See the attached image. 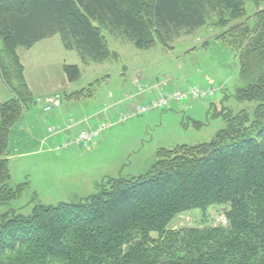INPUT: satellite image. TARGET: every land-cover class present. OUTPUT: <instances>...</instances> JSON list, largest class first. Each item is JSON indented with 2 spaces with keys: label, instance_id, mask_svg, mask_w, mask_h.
<instances>
[{
  "label": "trees",
  "instance_id": "16d2710c",
  "mask_svg": "<svg viewBox=\"0 0 264 264\" xmlns=\"http://www.w3.org/2000/svg\"><path fill=\"white\" fill-rule=\"evenodd\" d=\"M244 2L0 0L7 60L0 57V78L13 95L0 102V206L26 184L12 186L7 167L11 127L34 102L18 47L57 34L84 64L100 63L113 55L103 30L148 48L182 29L192 33L214 14L211 24L223 28L215 39L238 62L234 97L254 102L252 116L222 111L225 125L207 142L161 148L142 174L107 177L93 194L35 204L28 215L8 208L0 214V264H264V10L225 28L229 16L244 14ZM62 71L68 81L80 74L75 64ZM87 89L69 96H87ZM213 204L228 205L226 226L168 228L175 215Z\"/></svg>",
  "mask_w": 264,
  "mask_h": 264
},
{
  "label": "rangeland",
  "instance_id": "374dc122",
  "mask_svg": "<svg viewBox=\"0 0 264 264\" xmlns=\"http://www.w3.org/2000/svg\"><path fill=\"white\" fill-rule=\"evenodd\" d=\"M259 10H264V0H245L244 14L238 18L229 16L225 28ZM214 17V14L208 16L207 23L192 33L182 29L169 42L164 44L156 40L148 48L103 30L113 55L92 71L83 67L84 63L74 50L63 47L57 34L39 41L29 50L18 47L33 91L49 89L65 78L61 69L63 60L70 64L79 63L81 75L68 82L65 90L85 87L91 95L76 99L61 95L60 108L55 110L61 112L65 122L70 118L76 122L83 119L81 121L86 126L93 120L111 122L117 115L124 119L104 129L99 139L87 146L55 150L49 141L40 145L45 138V115L55 111L43 112L42 102L53 94L35 96L33 103L36 105L31 104L25 109V121L19 119L8 137L10 184H26L17 198L0 206V214L11 208L28 215L35 204L77 201L97 192L107 177L144 173L161 148L209 141L225 125L222 111L236 113L244 109L252 116L254 102L234 97L236 88L242 84L238 77V62L228 46L215 39L223 28L211 24ZM1 48L0 40V51ZM0 57L3 64L7 63L6 57ZM163 81L186 89L165 88L160 96H153L154 86ZM192 86L198 89L209 87L212 94L186 99H171L168 95L160 99L165 93L186 92ZM8 91L0 83L1 100L8 98ZM66 93L69 95L68 91ZM152 104L156 106L151 107ZM146 105L149 107L143 110ZM34 128L39 143L24 144L25 137L35 134ZM227 207L226 204H213L203 211L181 212L172 218L168 228L226 226L224 212ZM151 236L156 237V233L152 232Z\"/></svg>",
  "mask_w": 264,
  "mask_h": 264
},
{
  "label": "crops",
  "instance_id": "0c3cea01",
  "mask_svg": "<svg viewBox=\"0 0 264 264\" xmlns=\"http://www.w3.org/2000/svg\"><path fill=\"white\" fill-rule=\"evenodd\" d=\"M54 36V35H53ZM44 39H46V38H44ZM44 39H42V40H44ZM39 41H41V40H39ZM38 41V42H39ZM38 42H36V43H38ZM35 43V44H36ZM33 46H34V44H33ZM33 46H31L29 49H31ZM29 49H27V50H29ZM18 50V49H17ZM70 51V50H69ZM187 53V52H186ZM17 54H18V51H17ZM19 55V58H20V62H21V64H22V66H23V77H24V80H25V83H26V85H27V87H28V89H29V91L32 93V95H33V97H35V96H46V95H51V94H54V92L55 93H57L58 91L60 92V97H61V95H64V96H69L70 94H73V93H76L77 91H80V90H83V89H85V87H82V88H80V89H78V90H72V91H70V90H65V89H67V85H68V82H71V81H68L67 80V78H66V76H64L65 78H63L62 80H60L57 84H55L53 87H51V88H49V89H46V90H37V91H33L32 90V82L30 81V78L28 77V75H27V71H26V67H25V63H24V60H23V58H22V56L20 55V54H18ZM107 61V60H106ZM106 61H103V62H100V63H95V62H88V63H86V64H84L83 65V67L84 68H87V70H89V71H92L93 70V68H95L96 66H99V65H102L103 63H105ZM64 64H70V63H66L64 60H63V62H62V64H61V69H62V66L64 65ZM72 64H75V65H77L78 66V68H79V63L78 62H73ZM79 70H80V68H79ZM81 75V71H80V74H79V76ZM105 76H107V75H105ZM104 77V76H103ZM103 77H101L100 79L102 80L103 79ZM143 81H145V83H147L146 82V80H145V78H144V80ZM134 82V81H133ZM0 83L3 85V87L6 89V90H9L6 86H5V84L2 82V80H1V78H0ZM31 83V84H30ZM91 84L92 83H89L88 85L89 86H91ZM137 85V84H136ZM158 85H160V86H158ZM88 86V87H89ZM156 89H154V95L153 96H155V97H157V96H160L162 93H163V90L162 89H165V88H167V89H181V90H184V89H186V87L185 88H179V87H177V85L176 84H172V83H170V81L169 82H161V83H157L155 86H154ZM87 89V88H86ZM85 89V90H86ZM147 89V88H146ZM145 90V89H144ZM152 90V89H151ZM66 91H68L69 92V95H67V93H66ZM8 98H5V100H7V99H9V98H11L13 95H12V93L10 92V91H8ZM87 96H90L91 95V92H88V94H86ZM82 97H85V96H82ZM70 98H72V99H76L75 97H71L70 96ZM154 98V97H153ZM129 99H133V97H129ZM152 99V98H151ZM5 100H1L0 99V101H5ZM130 101H133V100H130ZM32 105H36L35 103H33ZM60 105H61V100H60ZM60 108V107H59ZM53 110H55V109H53ZM47 113V112H46ZM45 114V113H44ZM48 115H49V118H48V115H45V117H46V119H45V121H44V126H45V135H44V139L43 140H41L40 141V145H42V144H44V141L46 140V141H49V143L48 144H51L52 146V149H53V145H54V139L52 138V137H50V135H49V131H48V125L49 124H56V125H58V130H59V133H58V140L60 139V138H62V137H64V138H67L69 135H74V134H76V131H77V129H78V126H74V125H72V126H70V127H67V124H66V122H65V120L62 118V115H61V112L60 111H57V110H55L53 113H47ZM24 116V117H23ZM23 116L20 118V119H22L23 121H25V110H24V113H23ZM71 119H73V118H71ZM81 120H83V119H80L78 122H81V124L84 126V124L82 123V121ZM84 120H85V118H84ZM74 122H76V121H74ZM96 121H88V124L86 125L87 127H91V126H93L94 125V123H95ZM13 127V126H12ZM12 127H11V129H12ZM35 129V130H34ZM33 129V133H35L34 135L33 134H31L30 135V137L28 136V137H25L24 139H23V142H24V144H30L31 142L33 143L34 142V144H38L39 143V140L37 139V131H36V128H34ZM10 132H11V130H10ZM20 132H23L22 130L20 131ZM87 145H89V144H87ZM87 145H82V146H87ZM80 146V145H79ZM68 149V148H67ZM9 152V151H8Z\"/></svg>",
  "mask_w": 264,
  "mask_h": 264
},
{
  "label": "built area",
  "instance_id": "2783aa9c",
  "mask_svg": "<svg viewBox=\"0 0 264 264\" xmlns=\"http://www.w3.org/2000/svg\"><path fill=\"white\" fill-rule=\"evenodd\" d=\"M215 89H213L214 91ZM212 94V90L208 88L204 89H198L197 87H191L189 91L182 92L179 90L175 91H170V93H165V95L161 96V100L163 98H167L170 96L171 99L173 98H180V99H186L187 97H207ZM169 95V96H168ZM156 106V104H152L151 107ZM42 110L43 112H49L53 109H58L60 107V95L55 93L49 97H46L44 101L42 102ZM145 107V108H144ZM149 107V105L143 106L142 109L146 110ZM122 115H117L114 120L107 121V120H98L94 123L93 126L87 127L83 126L79 122H74L73 119H68L66 121L67 127H70L72 125L78 126V129L76 131V134L74 135H69L67 138H58V125L56 124H49L48 125V131L50 137L54 139V145L53 148L55 150H60V149H67L71 146H79V145H87L91 142L96 141L100 133L106 129L107 127L111 126L113 123H121L123 121Z\"/></svg>",
  "mask_w": 264,
  "mask_h": 264
}]
</instances>
